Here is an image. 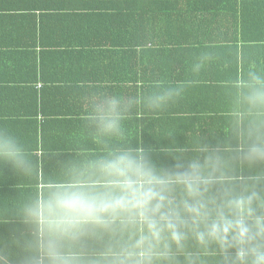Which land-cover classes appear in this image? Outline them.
Wrapping results in <instances>:
<instances>
[{
  "label": "clouds",
  "instance_id": "clouds-1",
  "mask_svg": "<svg viewBox=\"0 0 264 264\" xmlns=\"http://www.w3.org/2000/svg\"><path fill=\"white\" fill-rule=\"evenodd\" d=\"M213 51L192 58L187 78L89 92L75 157L39 186L31 148L0 126V163L31 185L0 204V223L22 226L0 238V264H264V68L218 82L209 136L195 112L152 134L157 146L140 138L143 124L135 145L129 135L138 114L159 119L181 102ZM157 153L174 163L158 164Z\"/></svg>",
  "mask_w": 264,
  "mask_h": 264
},
{
  "label": "crops",
  "instance_id": "crops-1",
  "mask_svg": "<svg viewBox=\"0 0 264 264\" xmlns=\"http://www.w3.org/2000/svg\"><path fill=\"white\" fill-rule=\"evenodd\" d=\"M223 4L222 0H0V126L31 148L39 165L37 186L55 172L59 162L75 157L74 141L83 138L80 114L89 92L111 89L127 93L145 81L171 79L166 72L180 64L188 77L191 61L186 62L185 51L176 53L170 46L187 37L203 36L206 22L222 23L217 31L224 34L226 43L209 44L201 50H216L212 52L216 67L205 69L209 79L215 80L203 84L202 74L200 83L178 103L179 114L174 118L185 121L191 111L207 106L210 112L222 109L217 84L223 77L264 68V0H239L234 9L230 3L224 4L227 10ZM232 16L238 17L236 23L234 18L223 23L222 18ZM232 24L241 26L243 38L259 39L254 49L253 40L248 42V50L241 40L236 45L229 43L234 40ZM93 37L120 39L115 43L120 50L108 52L105 48L108 57L97 58L91 47ZM128 42L133 48H125ZM236 58L239 69H235ZM205 97L206 104L200 101ZM165 117L138 114L129 125L133 144L140 123L144 144L157 146L152 134L176 125ZM209 128L202 126V135L209 136ZM175 139L183 143L186 137L181 134ZM160 143L167 145L169 140ZM154 160L165 166L174 163L161 153ZM30 186L10 164L0 163V204L19 198ZM20 228L16 219L0 223L2 233Z\"/></svg>",
  "mask_w": 264,
  "mask_h": 264
},
{
  "label": "trees",
  "instance_id": "trees-1",
  "mask_svg": "<svg viewBox=\"0 0 264 264\" xmlns=\"http://www.w3.org/2000/svg\"><path fill=\"white\" fill-rule=\"evenodd\" d=\"M222 3L227 4V5L230 3L229 7L234 9V6L238 5L239 0H222ZM224 7L226 8V10L229 8V7H226L225 5H224ZM225 8H223V9H225ZM233 18H234V23H236L237 19H238L237 16L236 17L232 16V17H229L228 19L222 18L223 19V23L227 24ZM94 24H96V23H94ZM205 25L206 26H205L204 29H207V30H205V33H203L204 34L203 36L187 37V38H184L182 40L179 39L180 40L179 42L173 41V42H177V43H175L174 45L170 46L171 50L176 51V53L181 52V51H185V52H182V53L187 58L186 62H190L192 60V56H194L196 53L201 51L207 45L214 44V46H222L223 44H226V43H224V34L217 31L218 28L222 27V23L212 22V24H211L209 22H206ZM212 25H213V27H212ZM232 25L235 28V30L233 32L234 40L230 41L229 43H233V44L236 45V43H238V40H241V44H242L243 49L248 50V42L253 40L251 48L254 49V45L257 44V41L259 42V39H253V37H251L250 40L246 39V38H243L242 34H241L242 33L241 26L239 25L236 28L235 24H232ZM209 26L211 27V29L208 28ZM235 31L238 32V36H236V37L234 36ZM116 40H120V39H114V38H111V37H107V38H104V37H93L91 39V47L95 49L93 51L97 53V55H98L97 58L108 57V56H106L107 54L105 55V52H104L105 48L106 49L108 48L107 49L108 52L113 51V49H116V51L120 50V49H117V48H120V46H117L115 44L117 42ZM5 41L10 43V44H12L13 46H15V44L13 42H9L8 39H5ZM156 41H161V42L163 41L164 42L163 39H156ZM16 45H19V44H16ZM125 46H127L125 48H129L130 49V48H133L134 44H132V42H128V43H126ZM109 48H112V49H109ZM166 48H169V47H166ZM166 50H168V49H164V51H166ZM183 62H185V59H183ZM244 63H246V61H244ZM239 66H240L239 65V60L236 58V60H235V69H237V68L239 69ZM180 67H182L181 64L175 66L173 68V70L168 71L166 73H170L171 79H174V80L187 78V76H185V74H183L184 71L179 69ZM214 67H216V64H215V62L213 60L207 66V69L209 70L210 68H214ZM165 70H168V69H165ZM208 70H204V72H203V76H202V79L204 80L203 84H207L208 81L215 80V78H213L211 80L209 79V76H208L209 75L208 74L209 71ZM178 74H180L181 78H180V76ZM140 78H142V74L140 75ZM198 99H200V98H198ZM200 101H202L203 103L206 104V103H208L207 102L208 98L207 97H205L203 99L201 98ZM178 106H179V104L173 106L169 110V112L165 114V116H166L165 117V121L173 122L176 125H180V124H183V123L186 122V120H187V118L189 116L185 119V121L183 120V118L181 119L178 116H175L177 119L173 117L174 115L179 114V110H176V108ZM193 112L194 111H191L190 113H193ZM209 112H210V110H209L208 106L205 107L204 109L195 110V113H199L198 116H199V118L201 120H206L205 122H203L202 126H211L213 121H214V119H217L218 115L221 114V109L216 110L214 112L213 111L210 112V113ZM169 119H171V120H169ZM196 122H197V116H193L191 118L189 124L186 125V126H191V124L196 123ZM182 126H184V125H182ZM2 232L3 231H0V238H7V236H10L11 234H13V232H11V233L10 232L9 233L8 232L2 233Z\"/></svg>",
  "mask_w": 264,
  "mask_h": 264
}]
</instances>
